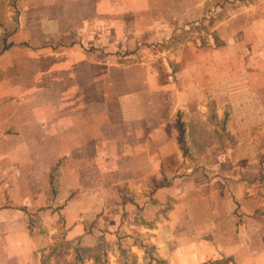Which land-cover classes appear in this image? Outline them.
<instances>
[{
  "label": "rangeland",
  "instance_id": "1",
  "mask_svg": "<svg viewBox=\"0 0 264 264\" xmlns=\"http://www.w3.org/2000/svg\"><path fill=\"white\" fill-rule=\"evenodd\" d=\"M95 1L0 0L14 121L43 131L45 95L94 112L93 164L31 187L40 264H264V0Z\"/></svg>",
  "mask_w": 264,
  "mask_h": 264
},
{
  "label": "crops",
  "instance_id": "2",
  "mask_svg": "<svg viewBox=\"0 0 264 264\" xmlns=\"http://www.w3.org/2000/svg\"><path fill=\"white\" fill-rule=\"evenodd\" d=\"M124 1L101 0L99 2V0H96L95 4L111 5V2L113 4L116 2L115 5H121ZM70 85L74 87L72 83ZM54 86L59 85L54 83ZM18 87L21 88V86ZM1 88L0 134L5 135V140L0 145V153L3 154L0 160V170L4 171L0 174V264H40L41 251L45 248L46 243L44 237H40L44 232L33 234L29 228L30 201L34 200L30 196L31 187L44 184V180H48L49 174L47 176L46 170L50 167L49 165L56 155L76 154L77 156L79 153H84L88 159L90 158L88 164H93L88 153L92 154L91 142L93 140L94 119L87 116L89 109L92 114L94 113L93 107L86 97L64 99V101L57 96L47 98L45 95L42 100L28 97L33 103L39 104V108H43V110H40L38 118V121H40L42 117V124L44 123L43 131H41L38 130L39 124L35 125V119L28 118L27 120L24 118L23 122L14 121L17 113L12 107L20 104L23 97H8V90L13 89V85L8 87V84L4 82ZM32 88L42 89L41 84ZM18 95H23V92L19 91ZM53 101L54 103L51 104ZM74 103L75 108L73 109ZM79 103H83L82 106L85 107V111H80L83 108L77 110ZM67 106L70 107V114L67 112L68 108L64 110ZM8 107L11 108L10 111ZM32 111L29 109V112ZM78 111L80 112L78 113ZM42 138L51 139V141L42 140ZM13 148L21 149V154L24 153V156L19 158L11 156V154L16 153ZM74 150L77 152H73ZM17 153L20 152L17 151ZM81 159L78 167L85 164L84 158L81 157ZM13 161L23 165L26 179L21 176L15 178V175L11 177L12 175L9 173ZM18 186L21 187L19 190L23 191V194H14V191H18L14 188ZM24 193L26 194L25 198H23ZM20 197L22 200L17 201ZM12 201L14 202L13 207ZM4 202H7L6 204L10 205L11 208H2L1 204ZM18 206H23V209L14 208ZM24 207L28 210H24Z\"/></svg>",
  "mask_w": 264,
  "mask_h": 264
},
{
  "label": "trees",
  "instance_id": "3",
  "mask_svg": "<svg viewBox=\"0 0 264 264\" xmlns=\"http://www.w3.org/2000/svg\"><path fill=\"white\" fill-rule=\"evenodd\" d=\"M181 132L183 133L184 130L182 129ZM64 264H71L70 262L65 261Z\"/></svg>",
  "mask_w": 264,
  "mask_h": 264
}]
</instances>
